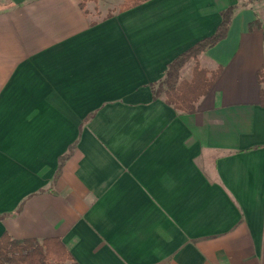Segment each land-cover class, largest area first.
Wrapping results in <instances>:
<instances>
[{
  "label": "crops",
  "instance_id": "1",
  "mask_svg": "<svg viewBox=\"0 0 264 264\" xmlns=\"http://www.w3.org/2000/svg\"><path fill=\"white\" fill-rule=\"evenodd\" d=\"M83 1L0 0V237H59L78 264H264V1L200 55L223 70L192 114L153 84L245 0Z\"/></svg>",
  "mask_w": 264,
  "mask_h": 264
},
{
  "label": "trees",
  "instance_id": "2",
  "mask_svg": "<svg viewBox=\"0 0 264 264\" xmlns=\"http://www.w3.org/2000/svg\"><path fill=\"white\" fill-rule=\"evenodd\" d=\"M147 1L149 0H123L117 10L109 12L105 17H112L114 12L122 13ZM254 1L264 0H245L241 4L228 7L222 12V21L211 36L198 41L169 63L163 80L153 84L154 98L163 96L165 102L176 110L187 114L195 113L199 100L210 93L223 70L221 66L213 71L201 67L200 55L226 36L234 11ZM84 2L85 0L81 6L85 10ZM85 12L87 13V10ZM254 26H260L259 22L251 23L250 29ZM189 61H194V66L191 78L186 79L182 77V70ZM257 79L261 85L260 104L264 106V66L257 72ZM72 149L73 147L59 158V168L69 158ZM6 216L0 215V220ZM65 263L78 264L59 237L15 239L8 232H4L0 237V264Z\"/></svg>",
  "mask_w": 264,
  "mask_h": 264
},
{
  "label": "rangeland",
  "instance_id": "3",
  "mask_svg": "<svg viewBox=\"0 0 264 264\" xmlns=\"http://www.w3.org/2000/svg\"><path fill=\"white\" fill-rule=\"evenodd\" d=\"M95 1H96L95 12L98 19L102 18L101 17L102 15L117 10L120 4L123 2V0H95ZM193 66H194V61H189L182 70V73H189L192 70ZM65 264H70V263H65Z\"/></svg>",
  "mask_w": 264,
  "mask_h": 264
},
{
  "label": "water",
  "instance_id": "4",
  "mask_svg": "<svg viewBox=\"0 0 264 264\" xmlns=\"http://www.w3.org/2000/svg\"><path fill=\"white\" fill-rule=\"evenodd\" d=\"M25 0H13V2L15 3V4H21V3H23Z\"/></svg>",
  "mask_w": 264,
  "mask_h": 264
}]
</instances>
